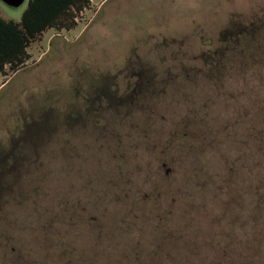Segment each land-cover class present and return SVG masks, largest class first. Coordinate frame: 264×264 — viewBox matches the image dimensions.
Instances as JSON below:
<instances>
[{
    "label": "rangeland",
    "instance_id": "1",
    "mask_svg": "<svg viewBox=\"0 0 264 264\" xmlns=\"http://www.w3.org/2000/svg\"><path fill=\"white\" fill-rule=\"evenodd\" d=\"M29 53L0 264H264V0H90Z\"/></svg>",
    "mask_w": 264,
    "mask_h": 264
},
{
    "label": "trees",
    "instance_id": "2",
    "mask_svg": "<svg viewBox=\"0 0 264 264\" xmlns=\"http://www.w3.org/2000/svg\"><path fill=\"white\" fill-rule=\"evenodd\" d=\"M89 4L90 0H30L20 23L5 20L0 12V74L6 77L25 69L31 45L51 29H74L77 16Z\"/></svg>",
    "mask_w": 264,
    "mask_h": 264
},
{
    "label": "water",
    "instance_id": "3",
    "mask_svg": "<svg viewBox=\"0 0 264 264\" xmlns=\"http://www.w3.org/2000/svg\"><path fill=\"white\" fill-rule=\"evenodd\" d=\"M24 2H25V0H10V4H11L13 7H19V6H21Z\"/></svg>",
    "mask_w": 264,
    "mask_h": 264
},
{
    "label": "flooded vegetation",
    "instance_id": "4",
    "mask_svg": "<svg viewBox=\"0 0 264 264\" xmlns=\"http://www.w3.org/2000/svg\"><path fill=\"white\" fill-rule=\"evenodd\" d=\"M10 155H11V154H10ZM0 157H1V158H6L7 155H6V154H1Z\"/></svg>",
    "mask_w": 264,
    "mask_h": 264
}]
</instances>
